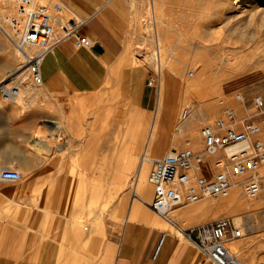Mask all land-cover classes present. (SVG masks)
Here are the masks:
<instances>
[{
  "label": "crops",
  "instance_id": "1",
  "mask_svg": "<svg viewBox=\"0 0 264 264\" xmlns=\"http://www.w3.org/2000/svg\"><path fill=\"white\" fill-rule=\"evenodd\" d=\"M60 2L64 11L83 21L80 32L90 43L79 47L68 38L56 44L42 63L39 86H43L25 93L23 106L0 104V170L14 167L22 175L16 181L0 178V264H198L203 256L191 239L171 231L166 223L172 222L152 215L140 199H132L129 222L118 239L110 231L105 234L69 219L64 213L73 209L67 201L44 189L48 180L85 178L86 132L93 142L92 162L99 163L100 112L96 124L93 115L86 125L84 105L88 102L94 111L102 79L100 62L124 55L128 28L123 0ZM61 18L57 29L69 28L66 17ZM23 87L28 88L26 83ZM150 104L151 96L147 107ZM112 120L108 141L116 127ZM211 204L175 208L182 229L189 224L181 217L195 219ZM238 240L231 246L241 254ZM262 259L264 239L260 238L256 261Z\"/></svg>",
  "mask_w": 264,
  "mask_h": 264
},
{
  "label": "rangeland",
  "instance_id": "2",
  "mask_svg": "<svg viewBox=\"0 0 264 264\" xmlns=\"http://www.w3.org/2000/svg\"><path fill=\"white\" fill-rule=\"evenodd\" d=\"M123 1L126 17L128 18V28L125 36V53L115 60L104 59L100 62L102 79L99 99L95 100L94 111L92 106L88 105V102H85L86 104L84 105L86 125H88L93 115L95 116L96 124V116L98 111L100 112L99 163L96 164L92 162L93 142L91 139L89 141L88 132H86L85 178L79 180H48L45 181L44 187L47 193H52L54 195L55 193H60L61 200L67 201L69 207L73 209L64 213L68 215L69 219H79L85 228L88 227L93 230H101L105 234H108L110 231V233L115 234L118 239L123 235L125 226L129 222L126 219L129 215L130 203L132 199H135L132 193L134 192L132 190V185H127L121 189L119 184L115 183L112 179L113 172L111 171V174H106V172H104L105 176L110 175L109 182L108 179H106L107 177L105 178L108 186H104L103 183L104 187L100 189L101 191L99 190V194L100 192L104 194H100L97 199L94 198L93 194L95 189L100 186V182H102L99 178L100 174L103 171H107L105 169V159L107 154V142L111 133L109 121L114 118L115 110L116 115L112 122H115V120L119 122V120H123L125 117L128 121L129 114H135L143 119L145 125L144 129L146 130L148 124H150L152 120L153 113L157 109L159 98L161 94L164 93V85H162L161 81L163 78L162 73L155 67L147 55V53L149 54L152 50L158 49V37H160L163 44V58L166 57L167 60L165 62V68L168 70L169 77L174 81L176 88L180 89L181 99L176 105L175 122L169 129L170 138L168 141L161 144L166 147V150L156 153L155 145L151 149V154L154 158L163 157L168 150L173 151L189 146L185 142L180 143L177 141L174 132V128L185 118L183 113L186 108L191 111L188 115L192 113L197 117L201 113L208 111L206 106L208 98H212L217 102V106L212 112H207V114L199 117L197 129L200 132L204 123L214 120L221 114L224 105L232 104L237 108L239 107L235 99V94L237 92H244L248 97L249 103H251L252 98L257 94H262L264 96V52L261 51L262 48H258L264 47V0H246L241 4H237V0H231L227 4H224L222 0H211L209 3L212 7L211 9H208L209 4H205V1L202 0H154V7H152V3L148 2V0H135L136 4L133 6L131 5L132 0ZM38 2L41 4H48L50 8H53V5L60 2V0H39ZM202 5L203 8L201 9ZM204 5L208 8L206 7V9ZM223 6L227 8L226 13L225 9H222ZM13 9L14 8H10L7 16ZM54 15L59 18L63 15L68 21L74 18V16L66 11H64L62 15ZM155 16H161L163 24L152 22ZM210 16L214 19H210ZM200 17H202V20H199ZM204 19L208 22L203 21ZM197 21H199L198 24ZM189 24L193 25L192 27L194 29L191 28L189 30ZM211 24H215L214 26L216 27L213 25L210 26ZM204 25L206 27H204ZM224 25H226V27H224ZM66 27L67 25H65V28H58L61 32L58 31V29L56 31L62 34V32H64L63 29L67 30ZM210 28L214 30V33ZM229 28L231 30L236 29L237 31L230 32ZM240 29H243V32ZM248 34H252L255 38ZM3 36L6 43L9 44L8 47L10 51H13L12 53L15 54L14 50H17L16 47L12 45L7 36ZM194 36H199L203 39V42L198 43L197 48H195L196 50L190 52L186 46H194L193 41H196ZM241 36H246L244 37V39L246 38L248 40L246 45H242L243 38ZM239 38L242 39L240 40ZM214 45H218L219 49L216 47L214 48ZM170 48H173V54L169 56L168 53ZM7 53V49H0V57L5 56ZM198 54L205 55L209 58L207 65L202 62ZM14 59L19 69L9 77V79L17 77L18 79L13 82L22 86L23 93H21L15 103L14 101L3 102L0 99V104H2L4 108L13 107V105L23 106L24 101L22 97L24 94L30 93L34 89L43 86H36L30 81L29 69H27V66L23 63L20 56L18 58L14 56ZM169 68L171 69L169 70ZM10 71L11 67L2 69L0 78L8 75ZM191 71L194 72L193 75L190 74ZM151 79L156 80L154 85H149ZM194 82L200 83V92H187L186 83ZM25 83L28 87L26 91L23 87ZM150 96L151 104L147 107V98ZM162 125L166 127V122ZM171 146L173 147L171 148ZM196 149H202V146ZM104 151L105 153H103ZM103 162L104 165L101 166ZM153 164L154 160L150 161V167L146 173L147 179H149ZM80 167H82V165H80ZM133 177L134 173H129L126 178V184L129 180L133 179ZM97 189H99V187ZM261 193L263 195L260 194L256 199H249L247 196L243 195L248 201L252 203L256 201L257 203L261 197L264 198V190ZM153 195L154 191L152 188V195L148 197V200L151 201ZM100 197H102L103 202ZM220 197L221 195H217L199 202L188 203L192 205L204 201L212 202L207 209H202L198 212L197 218L181 217V219L188 221L187 225H189L187 227H191L201 223L211 222L222 217L230 216L233 218L232 212L216 201V199ZM92 199H96V202H94L95 200L92 201ZM141 204L144 209L149 211L152 215L157 216L164 222L168 221L167 218L156 214L144 205V203ZM177 212V209H173L169 215L170 218L174 217L173 221L175 225L168 222L166 224L171 231L180 234L179 228H183V226L177 217ZM236 223L239 224L238 221H236ZM257 224L259 225L257 228L259 234L256 235V231L252 232L247 229V233L235 242L236 247L241 250L240 255L250 264L257 262L256 240L260 238L264 239L263 223L262 221H258Z\"/></svg>",
  "mask_w": 264,
  "mask_h": 264
},
{
  "label": "built area",
  "instance_id": "3",
  "mask_svg": "<svg viewBox=\"0 0 264 264\" xmlns=\"http://www.w3.org/2000/svg\"><path fill=\"white\" fill-rule=\"evenodd\" d=\"M64 10L62 2L50 8L35 0H14V9L7 16L5 34L29 69L34 85L43 83L42 62L56 44L68 38L79 47L90 43L80 32L83 21L75 18L69 19V28L56 36L54 14L62 15ZM155 81L151 79L149 85ZM21 93L19 84L0 82L1 101L11 102ZM235 99L238 108L226 104L218 117L202 125V149L186 146L154 160L149 176L154 195L148 206L155 213L168 218L184 203L227 195L234 186H239L248 198H256L264 190V96L257 94L249 103L244 92H237ZM190 112L186 108L183 116ZM21 176L14 167L0 170L3 180L16 181ZM183 233L203 256L198 264H250L231 246L246 233L230 216L187 227ZM254 264H264V259Z\"/></svg>",
  "mask_w": 264,
  "mask_h": 264
},
{
  "label": "bare ground",
  "instance_id": "4",
  "mask_svg": "<svg viewBox=\"0 0 264 264\" xmlns=\"http://www.w3.org/2000/svg\"><path fill=\"white\" fill-rule=\"evenodd\" d=\"M38 1L39 0H35L36 3ZM202 1H205V4H209L211 2V0H202ZM230 1L231 0H222V2L224 4L225 3L227 4ZM245 1L246 0H237V4H241ZM148 2L152 3V7H154V5H153L154 0H148ZM135 4H136V1L132 0L131 5L133 6ZM214 6H216V5H214ZM195 7H196V3H195ZM206 7L207 6H205V8ZM208 7H207L208 9L212 8L210 4ZM224 7L225 6H223L222 9ZM258 7H259V5H258ZM10 8L11 9L14 8V0H0V49H7V52H8L5 56L0 57V72L2 69L11 67L10 73L8 75L0 78V82L1 81L13 82V81H16V79H18L17 77L9 79V77H11L19 69L16 66V60L14 59V56L15 57L17 56V58H18L20 55H19L17 50H14L15 54L12 53L13 51H10V49L8 47L9 44L6 43V40L4 39V36H3V35H5V37H6L5 29H4L6 27V20L5 19L7 18V13L10 10ZM202 8H203V5H202L201 9ZM224 9H225V13H226L227 8H224ZM220 10H221V8H220ZM201 15H203V14H201ZM54 18L57 20V23L64 21L63 18H59L55 15H54ZM201 18L202 17H200L199 20H202ZM211 18L214 19L213 17L210 16V19ZM203 21L208 22V21H206V19H204ZM209 21H212V20H209ZM152 22H154V23L158 22V23L163 24V19L161 18V16H155ZM57 23H56V25H57ZM198 23H199V21H197V24ZM161 24H160V26H161ZM212 25L213 24H211L210 26H212ZM192 26L193 25L189 24V30L191 28H193ZM204 27H206V26L204 25ZM214 27H216V26H214ZM224 27H226V25H224ZM231 27H233V26H231ZM240 27H242V26H240ZM208 29H209V27H208ZM211 30L214 33V30L213 29H211ZM232 30L230 29V32H234L236 29L233 31ZM244 32H245V30H244ZM228 34H231V33H228ZM243 34H241V35H243ZM60 35L61 34H59L56 31V36L58 37ZM250 35H252V34H250ZM211 36L213 37L212 33H211ZM234 36H237V35H234ZM244 37H246V36H244ZM244 37H242L243 39L241 38L242 42H243L242 45H246V42L248 41L246 38L244 39ZM259 37H261V36H259ZM194 38H196L195 39L196 41L195 42L193 41L194 46H192V45L186 46L190 50V52H193L194 50H196L195 48H197L198 43L203 42V39H201L199 36H194ZM247 38H248V36H247ZM212 39H210V40H212ZM262 42H263V40H262ZM251 43H253V42H251ZM157 44H158V49L152 50L149 54L147 53V55H148V58L151 60V62L155 65V67L158 70H160L162 73L163 78L161 81H162V85H164V93H162L160 98H159L157 109L153 113L152 120L150 121V124H148V127L146 130L144 129V126H145L144 121L139 115L129 114L128 121H127L126 117H125L126 120L125 119L119 120V122H116V120H115V126H116L115 132L113 133V137L111 136V140H109L107 142L106 159L104 158L105 159V165H106L105 169L107 171H103V172L101 171L102 173L100 172L101 173L100 176L98 175L100 178V181L102 180V182H100V184H99L100 186H98L99 189H97L98 188L97 187L94 191L96 199L99 197L100 194H104L103 192L102 193L100 192V194H99V190L102 189L104 186H108V183L106 182L105 178L107 177L106 179H108V182H109L110 175L105 176L104 172H106V174L107 173L111 174L113 172L112 179L115 181V183L119 184L121 189L127 185H132V187H133L132 190L134 191L132 193H133L135 199H140V200L144 201L147 205H148V202H150V200H148V197H150L152 195L153 185L150 182V180L146 178V173L148 171V168L150 167V161L156 160V158H154V156H152V154H151V149H152V147H154L156 145V153H160V152L166 150V147L162 146L161 144L168 141L170 138L169 129H170L171 125L175 122L174 120H175V114H176L175 113L176 112V105L178 104V102L181 99L180 89L176 88L174 81L171 80L169 77L168 70L165 68L166 67L165 62L167 60H166V57L163 58V53H162L163 52L162 51V45L163 44H162L160 37H158ZM215 47L218 48V45H214V48ZM249 48H251V47H249ZM258 48L259 49L262 48L261 51L264 52V47H258ZM211 49H213V48H211ZM29 51L35 52L36 50L35 49H29ZM216 51H218V50H216ZM172 54H173V48H170L168 55L170 56ZM198 55L201 58L202 62H204L207 65L209 58L206 57L205 55H201V54H198ZM229 57H231V56H229ZM43 61H44V59H43ZM170 69L171 68H169V70ZM42 77H43V73H42ZM185 86H186L187 92L188 91H194L196 93H199L201 90V85L198 82L186 83ZM21 88H22V86H21ZM206 106L208 108V111L201 113L197 117H196V115L194 116L191 113L190 115H188V117L186 116L183 120H181L179 122L180 124H178V126H176L174 128V132L176 134V137H177L176 140L177 141H179L180 143L185 142L189 146H192L194 148H200L202 146V138H201L199 130L197 129L199 117L207 114V112L208 113L212 112L216 108L217 102L212 98H210V99L208 98V100L206 101ZM115 115H116V110H115ZM164 122H166V127H163V125H162ZM172 134H174V133H172ZM172 147L173 146H171V148ZM169 151H171V150H168L167 153ZM101 152H102V150H101ZM103 153H105V151ZM101 156H103V155H101ZM157 159H159V158H157ZM103 165H104V162L101 166H103ZM131 172L134 173V177H133V179L129 180L126 184V178L129 175V173H131ZM103 183H104V186H103ZM243 194L244 193L239 186H234L230 190L229 194L221 195V197L216 199V201L218 203H221L223 205V207L228 208L232 212L233 218L236 221H238L239 225L244 227L245 233H247V229L254 232V231H256V224L258 223V221H262V223H263L262 225L264 226V198L260 196L261 197V199L259 200L260 202L258 204H256V201L254 203H252L251 201H248L245 197L246 195L244 194L245 195L244 196ZM96 199H92V201L95 200L94 202H96ZM100 199L103 202L102 197H100ZM249 199H253V198H249ZM196 204H199V203H196ZM196 204H192V205H196ZM184 205H186V204H184ZM192 205L188 204V206H192ZM169 215H168L167 219L169 221H171L172 223H174V221H173L174 217L170 218ZM179 231L183 235L184 229L179 228Z\"/></svg>",
  "mask_w": 264,
  "mask_h": 264
}]
</instances>
